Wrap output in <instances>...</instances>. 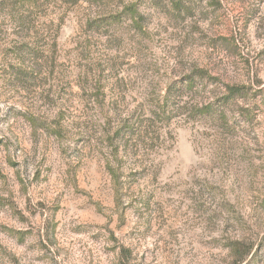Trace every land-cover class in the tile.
<instances>
[{
  "label": "rangeland",
  "instance_id": "1",
  "mask_svg": "<svg viewBox=\"0 0 264 264\" xmlns=\"http://www.w3.org/2000/svg\"><path fill=\"white\" fill-rule=\"evenodd\" d=\"M0 264H264V0H0Z\"/></svg>",
  "mask_w": 264,
  "mask_h": 264
},
{
  "label": "trees",
  "instance_id": "2",
  "mask_svg": "<svg viewBox=\"0 0 264 264\" xmlns=\"http://www.w3.org/2000/svg\"><path fill=\"white\" fill-rule=\"evenodd\" d=\"M79 1L81 0H75V3ZM178 6L179 4L174 5L176 8H178ZM128 11H131L129 13L131 16L134 15L132 10ZM47 44L48 43L46 42L45 45ZM53 46H55V40H53ZM32 48L34 47L32 46ZM33 51V49L28 50L27 48L28 53H32ZM216 83V78L209 76L207 72L201 70H195L187 74L181 81L172 82L166 88L164 95L161 96L151 107V110L149 109V111L143 114L141 118L134 119L133 116H128L118 123L114 132L108 138V147L113 149L114 153L117 155L121 148L119 144L121 141L120 139H124L126 136H129L130 138H133L134 136L137 138H143L144 136H147V129L150 127V125L157 123H170L175 117H179L183 114L182 110L187 105L185 102H183L185 94L200 92L202 88H206L208 85L213 86ZM223 88L224 92L222 94L221 101H224L225 103H228L236 97L242 96L243 88L229 87L226 85L223 86ZM215 109H217L215 104L210 102L208 99H205L204 101L197 102L194 116L213 117L216 114ZM155 131L154 133L158 135L159 128H156ZM112 173L113 172H110L111 175H113ZM116 181H118V179H116Z\"/></svg>",
  "mask_w": 264,
  "mask_h": 264
}]
</instances>
